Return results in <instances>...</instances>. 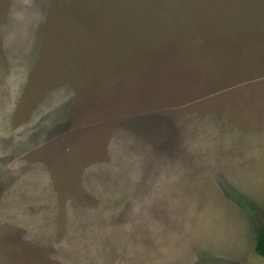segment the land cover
Listing matches in <instances>:
<instances>
[{"label": "rangeland", "instance_id": "1", "mask_svg": "<svg viewBox=\"0 0 264 264\" xmlns=\"http://www.w3.org/2000/svg\"><path fill=\"white\" fill-rule=\"evenodd\" d=\"M263 225L264 0H0V264H264Z\"/></svg>", "mask_w": 264, "mask_h": 264}, {"label": "trees", "instance_id": "2", "mask_svg": "<svg viewBox=\"0 0 264 264\" xmlns=\"http://www.w3.org/2000/svg\"><path fill=\"white\" fill-rule=\"evenodd\" d=\"M255 250L258 255L264 257V225L257 231Z\"/></svg>", "mask_w": 264, "mask_h": 264}, {"label": "crops", "instance_id": "3", "mask_svg": "<svg viewBox=\"0 0 264 264\" xmlns=\"http://www.w3.org/2000/svg\"><path fill=\"white\" fill-rule=\"evenodd\" d=\"M256 245V244H255ZM256 251V250H255ZM260 256V255H259ZM262 257V256H261ZM262 259V260H261ZM260 261L264 262V257L260 258Z\"/></svg>", "mask_w": 264, "mask_h": 264}]
</instances>
